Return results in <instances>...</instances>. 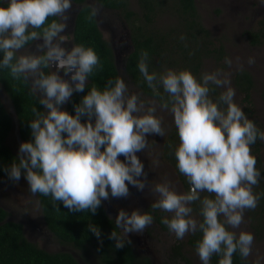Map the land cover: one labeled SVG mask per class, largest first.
<instances>
[{
    "label": "clouds",
    "instance_id": "1",
    "mask_svg": "<svg viewBox=\"0 0 264 264\" xmlns=\"http://www.w3.org/2000/svg\"><path fill=\"white\" fill-rule=\"evenodd\" d=\"M73 5V0H0V72L23 81L39 105L32 106L28 120L31 139L19 144L2 170L14 184L22 177L27 182L24 202L42 195L58 209L62 204L92 216L104 201L128 197L130 185L141 192L147 188L154 197L150 208L170 214L162 223L175 239L199 234L200 264H212L214 256L217 264H233L237 253L247 260L254 234L241 227L244 213L264 196L253 191L262 173L251 146L264 141V130L236 103L230 73L157 72L150 70L149 52H140L136 68L143 81L155 97L160 89L167 94L159 107L172 115L178 142L169 147L189 189L179 191L167 178L149 181L138 154H145L150 170L159 166L155 140H149L165 135L158 106L133 91L123 75L90 82L103 64L93 47L76 43L66 31ZM98 15L93 7L89 19ZM225 63L233 62L225 57ZM153 220L148 211L120 208L114 218L118 231L108 239L121 249L131 243L129 234L142 233ZM87 230L103 243L98 225L88 223Z\"/></svg>",
    "mask_w": 264,
    "mask_h": 264
},
{
    "label": "trees",
    "instance_id": "2",
    "mask_svg": "<svg viewBox=\"0 0 264 264\" xmlns=\"http://www.w3.org/2000/svg\"><path fill=\"white\" fill-rule=\"evenodd\" d=\"M82 5L78 12L74 27L73 37L76 43H85L95 49L103 64L102 71L90 78V82L103 84L105 80L121 75L112 44L106 39L99 27L97 17L89 19L93 6L87 0H73ZM98 5L108 10L119 11L126 20L131 35L132 51L126 61L125 79L131 81L141 93L155 98L160 104L167 100V94L160 89V96L155 97L152 90L147 87L142 76L136 68L139 54L142 50L149 52L151 63L150 70L157 72L165 68L190 69L199 77L204 73L205 62L215 59L225 63L227 57L226 46L218 42L212 31L204 24L202 15L196 0H137L139 9L133 6L132 0H96ZM169 15L173 18L172 24L166 28L160 26L159 18ZM260 29L249 31V38L253 45L264 43V19ZM185 37L184 40L180 36ZM0 83L11 98L19 123V133L23 141L31 139L28 120L32 118L31 108L37 106L36 98L29 93L28 86L23 81H15L7 71L0 72ZM232 83L241 94L236 103L243 109L249 119L253 120L257 127L263 130L256 116L253 101L255 79L247 69L236 71L232 76ZM221 89H217L213 96H218ZM264 97V91H263ZM75 100L79 96L74 97ZM71 110V104L66 106ZM13 117L0 97V179H8L2 170L17 156L7 143V139L13 129ZM178 142L176 129L169 133L165 144V157L173 164L186 189L189 185L183 175L176 169V160L169 145ZM264 141L258 140L252 145V154L256 157V167L261 171L262 178L255 193H264ZM47 226L60 240L74 244L79 248H87L93 245L106 264H137L138 256L128 243L125 247L117 249L114 241L108 239L109 234L115 228L114 220L106 213L104 207L97 210L96 215L89 213L69 212L63 205L59 209L53 206L50 197L39 195ZM194 210L196 205H193ZM195 212V211H194ZM251 224L258 237L264 236V196L258 202L255 209H248ZM10 212L0 205V264H79V261L70 252H49L40 244L31 241L21 222L10 220ZM88 223L98 225L102 232L101 244L94 234L87 230ZM199 234L190 235L189 244L195 248V242ZM217 257L212 258V264H217ZM149 264L148 257L144 258ZM233 264H250L248 259H242L239 254H234Z\"/></svg>",
    "mask_w": 264,
    "mask_h": 264
},
{
    "label": "rangeland",
    "instance_id": "3",
    "mask_svg": "<svg viewBox=\"0 0 264 264\" xmlns=\"http://www.w3.org/2000/svg\"><path fill=\"white\" fill-rule=\"evenodd\" d=\"M88 2L93 7L99 9L98 18L100 27L106 39L114 48L120 74L126 76V61L129 53L132 51L130 28L126 20H124L119 11L102 8L98 5L96 0H88ZM196 2L204 24L212 31L218 42L224 43L227 57L231 58L233 62L232 66L229 67L228 65L223 66L222 62L215 59H208L205 62L204 72L219 68L230 73L232 87L236 90L235 99L239 101L242 96L237 93V89L232 83V76L236 71L243 68L249 70L255 79L253 101L255 104L256 116L264 130V97L262 95L264 91V43L253 45L248 34L249 31H257L260 29L261 21L264 19V3H261L260 0H196ZM132 3L134 7H139L137 0H132ZM73 4V9L70 12L71 18L69 20V27L66 29L68 34L72 37L74 32V17L79 9L78 4L74 1ZM172 21L173 18L169 15H164L159 18L160 26L166 28L172 24ZM34 47L35 46H33V50ZM249 57H253L255 62L249 64ZM125 80L133 91L141 93L130 80ZM141 94L146 100H155L158 106L157 115L161 117L163 127L165 128L164 137H149V140H155L153 147L155 155L159 160V166L156 167L154 171L150 170V161L146 158L145 154H138L145 163V170L148 171L149 181L167 178L175 184L177 190L187 191L179 175L176 173L175 167L167 157H165L166 140L169 133H171L174 128L172 115L167 110L160 108V103L155 98L149 97L143 93ZM0 97L13 117L14 122L7 143L13 151L18 154L19 144L23 140L19 133L18 120L15 118L16 110L11 98L1 83ZM28 195V185L23 177L15 184L9 180V178L0 179V204L10 211L11 220H17L25 225L26 233L32 241L37 242L51 251L71 250L82 259V264H93L91 254L61 241L53 234L45 222L38 196L32 197L31 203H26L24 199L27 198ZM20 197H22L23 200L19 199ZM153 199L154 197L146 188L137 195L132 194L126 198H110L104 201V203L115 217L120 208L126 209L129 212L134 208L147 211ZM124 200H126V202H124ZM150 213L153 214L152 211H150ZM168 215L170 214H165V216ZM244 221L245 223L242 224L241 227L254 234L252 254L247 259L250 264H264V236L261 238L258 237V234L251 224L248 210H245ZM163 229L165 231H163ZM190 235L191 234L186 235L184 239L181 240L182 242L180 241L182 243L181 250L177 249L174 251L172 246L177 239L154 218L151 226L146 228L142 233H138L140 246L143 249L138 250L142 255H153L155 257V264H200L195 253V248L190 246V244H186Z\"/></svg>",
    "mask_w": 264,
    "mask_h": 264
},
{
    "label": "flooded vegetation",
    "instance_id": "4",
    "mask_svg": "<svg viewBox=\"0 0 264 264\" xmlns=\"http://www.w3.org/2000/svg\"><path fill=\"white\" fill-rule=\"evenodd\" d=\"M77 4V3H76ZM104 34V33H103ZM105 36V35H104ZM141 191H138L135 187H132L131 185L129 186V196H131L132 194H134V195H137V194H139ZM38 196V198H39V201H40V204H41V200H40V197H39V195H37ZM137 198V197H136ZM19 199H21V200H23V198L22 197H20ZM124 202H126V200H124ZM1 205V204H0ZM102 206L104 207V209H105V211H106V213H107V215L112 219V220H114V216L112 215V213L109 211V209H108V207L106 206V204L103 202L102 203ZM41 207H42V204H41ZM6 209V208H5ZM7 210V209H6ZM7 211H9V210H7ZM147 211H152V215H153V217L155 218V220L163 227V228H165V229H167V226L166 225H164L163 223H162V217H164L165 216V214L166 213H164V212H162L161 210H153V209H151L150 208V205H149V207H148V209H147ZM10 212V211H9ZM42 212H43V208H42ZM11 216V215H10ZM43 216H44V212H43ZM10 218V217H9ZM44 219H45V217H44ZM15 221H17V220H15ZM154 221V220H153ZM46 222V221H45ZM23 224V223H22ZM24 225V224H23ZM24 231H25V233H26V229H25V225H24ZM163 231H165L164 229H163ZM26 235H27V237L32 241V239L28 236V234L26 233ZM189 238H190V236H189ZM189 238L187 239V241H186V244L187 245H189ZM129 239L131 240V243H129L130 245H131V247L133 248V251H134V253L138 256V258H139V261L137 262V264H147V263H145V261H144V258H146V257H148V259L150 260V263L149 264H155V257L153 256V255H149V254H140L139 253V250L138 249H140V250H143L142 248H141V246H140V241H139V239H138V233H135V234H130L129 235ZM62 241V240H61ZM176 242H174V245L172 246V249L174 250V251H176L177 249L178 250H181L180 248L182 247V241L181 240H175ZM181 241V242H180ZM64 242V241H63ZM37 243V242H36ZM184 243V242H183ZM68 244H70V243H68ZM71 245H73L74 247H76L77 249H79V250H81V251H86L88 254H91L92 256H91V260H93V264H106L104 261H102V258H101V255L99 254V252H98V250L93 246V245H88V247L87 248H79V247H77V246H75L74 244H71ZM42 248H44L45 250H47V251H49V252H70V253H72L74 256H75V258L79 261V264H82V259H80L73 251H71V250H61V251H51L50 249H47V248H45L44 246H41ZM176 248V249H175ZM152 254H154V253H152Z\"/></svg>",
    "mask_w": 264,
    "mask_h": 264
},
{
    "label": "water",
    "instance_id": "5",
    "mask_svg": "<svg viewBox=\"0 0 264 264\" xmlns=\"http://www.w3.org/2000/svg\"><path fill=\"white\" fill-rule=\"evenodd\" d=\"M87 3L88 4H90L89 2H88V0H87ZM79 5V9H78V11H77V13H76V15H75V17H74V27H75V23H76V18H77V15H78V12L80 11V9H81V7H82V5H80V4H78ZM97 20H98V24H99V27H100V21H99V18L97 17ZM101 28V27H100ZM116 62H117V60H116ZM118 65V64H117ZM119 68V67H118ZM15 118L18 120V118H17V114H16V116H15ZM18 129H19V123H18ZM10 219V218H9ZM11 220V219H10Z\"/></svg>",
    "mask_w": 264,
    "mask_h": 264
}]
</instances>
